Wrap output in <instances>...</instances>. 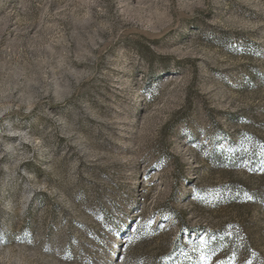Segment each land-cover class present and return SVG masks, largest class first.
Listing matches in <instances>:
<instances>
[{
    "label": "rangeland",
    "instance_id": "rangeland-1",
    "mask_svg": "<svg viewBox=\"0 0 264 264\" xmlns=\"http://www.w3.org/2000/svg\"><path fill=\"white\" fill-rule=\"evenodd\" d=\"M0 264H264V0H0Z\"/></svg>",
    "mask_w": 264,
    "mask_h": 264
}]
</instances>
